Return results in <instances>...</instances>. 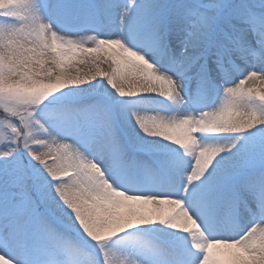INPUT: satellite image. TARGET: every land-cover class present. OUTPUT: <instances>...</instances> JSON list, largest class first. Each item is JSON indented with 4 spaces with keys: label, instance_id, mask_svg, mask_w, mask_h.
Returning a JSON list of instances; mask_svg holds the SVG:
<instances>
[{
    "label": "snow or ice",
    "instance_id": "snow-or-ice-1",
    "mask_svg": "<svg viewBox=\"0 0 264 264\" xmlns=\"http://www.w3.org/2000/svg\"><path fill=\"white\" fill-rule=\"evenodd\" d=\"M0 264H264V0H0Z\"/></svg>",
    "mask_w": 264,
    "mask_h": 264
},
{
    "label": "rangeland",
    "instance_id": "rangeland-1",
    "mask_svg": "<svg viewBox=\"0 0 264 264\" xmlns=\"http://www.w3.org/2000/svg\"><path fill=\"white\" fill-rule=\"evenodd\" d=\"M102 67H103L104 69H107V65H103Z\"/></svg>",
    "mask_w": 264,
    "mask_h": 264
}]
</instances>
